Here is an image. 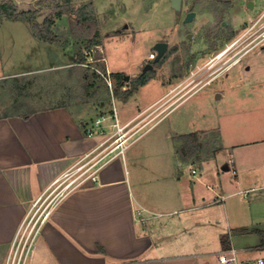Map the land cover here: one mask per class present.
Returning a JSON list of instances; mask_svg holds the SVG:
<instances>
[{
	"label": "rangeland",
	"instance_id": "1",
	"mask_svg": "<svg viewBox=\"0 0 264 264\" xmlns=\"http://www.w3.org/2000/svg\"><path fill=\"white\" fill-rule=\"evenodd\" d=\"M9 1L6 0L8 3ZM11 1L19 12H26V16L33 17L35 21L42 16L40 24L47 20L51 22L50 30L57 37L52 43L59 51L64 52L65 56L56 59V63H50V66L65 67L49 68V65L44 64L37 66L33 71L0 79V115L26 113L35 108L63 103L68 105L74 115L79 113L86 125H92L97 117L111 115L113 105L119 120L137 111L138 119L127 122L130 123L131 130L126 135V144L133 141V148L145 150V154L149 155L145 161V168L149 171L145 176L149 177L150 181L146 183L144 191L151 199H155V193L160 191V185L154 181L155 175L151 170L157 168L159 172H164L168 164L162 156L169 142L166 140V134L160 132V129H164V126L180 113H185L180 115L183 119L190 118L193 114V124L188 125V129L192 127L193 130L207 125L213 127L220 119L224 136L230 141L237 138L235 141L241 142L238 145H228L232 149V145L239 146L232 154L238 174L245 175L248 180L255 174L259 176V185H264V0H252L251 8L245 5L248 0H229L232 6L228 3L229 7L222 18L217 17L213 11L216 1L200 0L195 3L196 18L185 24L181 22L182 15L178 18L174 15L168 0ZM1 2L3 1L0 0ZM190 5L188 0L185 8H190ZM82 17H85L86 21L78 20ZM221 20L225 22L226 29L212 33L211 28L219 27ZM30 26L33 27L31 24ZM72 31L79 37H73ZM95 31L98 32L100 44L88 47L82 38H92ZM187 34L191 35V38H186ZM250 34L252 36L242 42ZM162 40L167 42L169 49L161 62L155 66L147 85L140 88L138 94L133 93L126 101H121L114 92L111 96L103 76H109L110 70L121 71L130 78L135 77L142 64L151 58L152 45ZM6 41L3 38V44ZM90 48L93 49L91 55L94 61L89 66H75L74 52H80L85 61L90 57L85 51ZM17 51L21 50L18 48ZM94 55L101 57L98 63L95 62ZM89 82H94L97 88L94 95L91 90L85 91V84ZM111 83L114 87L113 79ZM126 88L127 85L122 87L121 91ZM156 97H160L159 101L146 107L148 103H145ZM181 100L183 101L172 117H168L160 127L145 131L148 128L146 125L154 116L168 113ZM113 123L112 118H107L102 123L105 137L113 135L104 141L103 136L94 134L101 139L94 151L81 159L57 182L49 198H58L61 193L89 177L103 160L116 151L111 152L117 137ZM211 134L208 132L205 138L208 137L211 141L215 138ZM173 139L175 143L179 142L177 137ZM155 148L156 150H153ZM162 149L164 151H160ZM228 155L227 150L223 151L224 160L221 161H226ZM221 161L216 166L223 184L218 196L224 197V201L219 204L222 209L221 218L225 209L226 221L222 220L218 226H183L184 223L179 218L183 219L190 212L188 214L180 207L175 208L176 212L170 216L157 215L156 218L150 219L156 225L153 233L156 238L164 239L163 244L168 246L167 250L168 244L174 241L192 242L193 236L202 231L199 229L213 234L217 232V235L225 237L231 236L232 244L236 248L257 243L256 234L238 232L244 227H249L244 225L250 223V211L255 217L252 221L264 223V190L263 197L254 201L252 192L238 193L231 169L228 172L222 171L219 164ZM190 166L184 163L182 167L186 171ZM257 172L260 175H256ZM155 211L158 213L162 209ZM208 248H197L188 244L184 246V251L179 249L168 256L182 257L175 256L180 253L197 257L173 258L165 264H209V256L204 254L209 252ZM198 254L207 257H198ZM259 255H264V252L257 249L242 256Z\"/></svg>",
	"mask_w": 264,
	"mask_h": 264
},
{
	"label": "crops",
	"instance_id": "2",
	"mask_svg": "<svg viewBox=\"0 0 264 264\" xmlns=\"http://www.w3.org/2000/svg\"><path fill=\"white\" fill-rule=\"evenodd\" d=\"M3 38L7 40L4 44ZM18 48L21 51H17ZM57 48L54 43L39 39L26 21L1 16L0 79L33 71L39 65L53 68L50 63L55 64L56 59L65 56ZM55 67L64 68L65 65ZM146 83L134 94H138ZM159 98L147 101L146 107L158 102ZM183 100L168 113L154 116L145 131L160 127ZM138 114L133 112L119 122H133L138 119ZM183 114H177L164 129H160L169 142L162 156L168 164L164 172L157 168L151 170L154 181L160 185L155 199L149 198L144 191L150 181L145 176L149 171L145 168L149 155L145 150L133 148L131 141L122 152L114 151L89 177L56 198L35 237L27 264H165L173 258L197 257L180 253L175 256L182 257L168 256L179 249L184 251L188 244L197 248L209 247V252L204 254L209 256V264H217L216 253L225 246L222 235L199 229L202 231L193 236L192 242L174 241L168 244L167 250L164 239L155 237L156 225L150 219L157 215L170 216L180 207L188 214L190 212L183 219L179 218L183 226H218L222 220L226 221L225 209L221 218L219 203L224 197L218 195L223 184L216 168L226 150L229 155L226 161L219 163L220 169L228 172L231 169L229 160H233L236 174L231 172V176L238 193L250 191L254 201L263 197L264 185H259V176L255 174L249 180L238 174L232 154L241 142L235 141L237 138L230 141L224 136L220 119L213 127L207 125L193 130L192 127L188 129V125L193 124V114L186 119L181 118ZM88 125L79 113L74 115L63 103L26 113L0 115V264H4L9 244L33 202L48 194L81 159L94 151L100 138L85 134ZM208 132L215 136L211 141L205 138ZM194 133L197 144L190 137ZM173 137L179 142L175 143ZM230 143L237 145H232V149L228 147ZM184 163L188 167L191 165L190 169L184 171ZM193 169L195 173L191 172ZM157 209L162 211L156 213ZM250 213V223L244 225L249 227L238 233L256 234L257 243L249 247L264 252V223L252 221L255 217ZM225 241L227 245H233L231 236L225 237Z\"/></svg>",
	"mask_w": 264,
	"mask_h": 264
},
{
	"label": "built area",
	"instance_id": "3",
	"mask_svg": "<svg viewBox=\"0 0 264 264\" xmlns=\"http://www.w3.org/2000/svg\"><path fill=\"white\" fill-rule=\"evenodd\" d=\"M92 51V48L85 51V53L90 55V57L82 62V65L89 66L90 63L94 61L91 55ZM103 77L105 82L107 83L108 88L111 91L112 96L113 87L111 79L108 74L104 75ZM107 118L114 119L113 126L115 127V134L117 135L116 139L114 140V142H116V145L111 149V152L114 150L122 152L125 147L126 141L128 140V136L126 135L131 130V128L129 126L130 123H126L123 125L120 124L114 105L112 106L111 115L97 117L92 125H88L86 127L85 134L89 137L94 136V134H99L105 138L104 141H107L111 137V135H113L111 134L105 137V128H102V123ZM229 164L231 165L232 174L235 175L236 171L235 169H233L232 159L229 160ZM191 172L195 173V170L193 169L191 170ZM51 194L52 192L50 191L48 194L38 197L33 202L20 226H18L15 235L13 236L9 244L4 264H27L39 228L49 215L52 206L55 204L56 199L49 198ZM62 195L63 193L60 194V196ZM254 250H256V248H236L233 245H227L216 253L217 264H264V255H259L256 257L242 256Z\"/></svg>",
	"mask_w": 264,
	"mask_h": 264
},
{
	"label": "trees",
	"instance_id": "4",
	"mask_svg": "<svg viewBox=\"0 0 264 264\" xmlns=\"http://www.w3.org/2000/svg\"><path fill=\"white\" fill-rule=\"evenodd\" d=\"M11 1V0H10ZM9 3L8 2H1L0 3V19L1 16H5L7 18L10 19H14V20H20V21H26L27 23L31 24L32 27V31L33 33L39 38L42 39L44 41H48V42H55V40H57L56 35L53 33L52 30H50V21H45L44 23L40 24L37 22V20L35 21V19L33 20V17L31 16H26V12H19L16 9V5L11 1ZM85 17H82L81 19L78 20H85ZM80 22V21H79ZM47 25V26H46ZM72 36L75 38H78L79 35L76 34L74 31H72ZM98 32L95 31L93 33V37L92 38H82L83 40H85L86 45L88 47H92L94 45H98L100 44L99 40H98ZM75 58H74V62L75 63H82L84 62V58L83 56L80 54V52L75 51ZM94 59L95 62L98 63V60L101 58L98 55H94ZM94 62V63H95ZM153 71L149 72L147 75L141 76V77H133L131 78V81L128 85V87L121 91V88L125 86L124 84V79H123V74L121 72H112L109 74V76L111 77V79L114 80V87H113V92L115 93V95L119 96L121 101H126L141 85L145 84L148 80H150L152 78V73ZM95 75V73L93 74ZM105 88L107 87L104 84ZM89 90H91V94H96L97 93V88L94 84V82H89L88 84H85V91L86 92H90ZM190 137L193 138V141L195 144H197L195 141L197 140L196 138V133L191 134ZM221 241L223 243V245L227 246V242L225 241V236H221ZM224 246V247H225Z\"/></svg>",
	"mask_w": 264,
	"mask_h": 264
},
{
	"label": "flooded vegetation",
	"instance_id": "5",
	"mask_svg": "<svg viewBox=\"0 0 264 264\" xmlns=\"http://www.w3.org/2000/svg\"><path fill=\"white\" fill-rule=\"evenodd\" d=\"M168 1H169V7L173 11L174 15L177 18L181 17V15H182V17H183L182 21H181L182 24L190 23V22L194 21V19L196 18V15H197V13H196L197 11L195 10V3H197L200 0H189L191 2V5H190V8H188V9L185 8V4H186V2H188V0H180V7L178 9H175L171 5V0H168ZM210 1H212V2L216 1L213 4V11H214V13L216 14L217 17H221L223 14L226 13L227 8L230 5L232 6V3H229V0H210ZM228 3H229V6H228ZM245 5H246L247 8H251L253 6V1L252 0H248L245 3ZM224 29H226V24H225V22L223 20H221L219 27L214 26V28H211V32L212 33H219L220 31H222ZM251 36H252V34H250V36H247L242 42H244L245 40H247ZM186 38H191V35L187 34ZM158 43H165L166 44V49H165L163 55L158 59V61L156 63H153V68L151 70H147L146 72L142 73L143 68L145 67V65L149 64V63L152 64L153 59L156 57L157 50H155L153 48V46H155ZM152 49H153L152 57L149 58L148 60H146L142 64V66L140 68V72L135 77H141V76L147 75L149 72L153 71L155 69V66L158 65L161 62V60L165 57L166 51L169 49V46H168L167 42L162 40V41L155 42L152 45ZM171 49H173V47ZM123 79H124V84L127 85V87H128V85H129V83L131 81V78L129 77L128 79H125V75H123Z\"/></svg>",
	"mask_w": 264,
	"mask_h": 264
},
{
	"label": "water",
	"instance_id": "6",
	"mask_svg": "<svg viewBox=\"0 0 264 264\" xmlns=\"http://www.w3.org/2000/svg\"><path fill=\"white\" fill-rule=\"evenodd\" d=\"M171 5L175 8L178 9L180 7V0H171ZM189 19V18H188ZM42 20V16H39L37 18V22L40 23ZM126 27V25L124 26ZM155 50H157L156 57L153 59L152 64H146L145 67L143 68L142 73L146 72L147 70H151L153 68V63H156L158 59L163 55L165 49H166V44L165 43H158L155 46H153ZM129 76H125V79H128Z\"/></svg>",
	"mask_w": 264,
	"mask_h": 264
}]
</instances>
